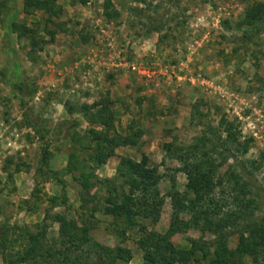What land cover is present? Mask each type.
<instances>
[{"label": "rangeland", "instance_id": "1", "mask_svg": "<svg viewBox=\"0 0 264 264\" xmlns=\"http://www.w3.org/2000/svg\"><path fill=\"white\" fill-rule=\"evenodd\" d=\"M2 2L0 226H26L39 232L46 213L65 216L76 226L82 218L91 220L90 236L103 253L127 248L132 254L129 264L142 263L137 243L143 233L139 227L124 234L119 231L121 222L110 215V197L95 191L82 209L78 172L54 173L64 170L72 155L81 166L89 164V124L82 113H70L68 108L92 107L106 93L112 101L117 131L135 136L116 149L95 174L101 179L117 176L123 159L130 169L142 157L157 167L164 205L155 225L138 219L147 231H168L172 217L169 193L182 194L186 189L180 163L166 154L164 146L189 145L208 128L220 130L222 120L230 123L236 134V149L232 150L238 158L261 163L255 178L264 188V29L253 41L244 43L243 32L236 26L248 3L110 0L106 12L105 0H88L86 5L57 0L62 13L54 23L64 24L66 32H58L54 41L42 45L30 60L28 41L17 36L12 24L29 26L46 41L45 30L54 27L41 13L24 12V0ZM133 7L141 13L131 12ZM157 25L159 30L153 31ZM19 82L24 84L23 94L13 88ZM194 106L203 116L201 120L196 111L192 116ZM244 146L247 149L242 154ZM44 151L49 154L48 161L41 166ZM226 172L239 173L230 159L219 169L222 176ZM52 197L57 198L54 206L49 202ZM47 227L51 243L58 238L59 225L47 220ZM190 239L208 242L211 252L219 247L234 249L237 244V236L220 239L211 230L199 229L173 232L170 242L186 250ZM250 239L257 243L258 231H253ZM4 253L0 247V264H4ZM179 264L206 263L182 260ZM241 264L253 263L246 258Z\"/></svg>", "mask_w": 264, "mask_h": 264}, {"label": "trees", "instance_id": "2", "mask_svg": "<svg viewBox=\"0 0 264 264\" xmlns=\"http://www.w3.org/2000/svg\"><path fill=\"white\" fill-rule=\"evenodd\" d=\"M72 1L80 5L88 3V0ZM134 1L145 4L152 0ZM240 1L248 5L236 26L237 30L243 32L244 43H250L264 29V1ZM110 4V0H105L106 12ZM3 8L4 3L0 0V10ZM23 11L28 14L41 13L54 27L45 30L49 37L46 41L29 26L12 24V30L17 36L28 41V56L34 60L42 50V45L53 42L58 32H66L64 24L54 23V19H59L62 9L57 0H24ZM130 11L141 13L137 7L130 8ZM147 19L154 22L149 17ZM159 28L157 25L152 30L158 31ZM13 88L20 94L25 92L22 82L14 84ZM111 106L109 93H106L92 107L70 105L68 108L70 113H82L89 124L86 132L89 140L87 149L91 150L87 157L89 164L81 166L72 155L67 167L54 173L78 172L76 181L81 188L82 209L94 198L95 191H104L113 203L110 215L115 221L121 222L119 231L124 234L126 230L139 227L143 233L137 243L143 253L141 264H179L182 260L206 264H241L246 258L253 264H264V188L255 178L261 163L242 161L233 152L237 137L232 125L222 120L218 125L220 130L208 128L189 145L170 143L164 146L166 154L180 163L178 169L186 176L187 183L184 193H169L172 217L168 231L160 234L147 231L138 223V219H146L155 225L160 219L164 198L159 191L161 176L157 167L150 166L147 159L142 157L135 168L130 169L123 159L117 169V176L101 179L95 174L99 167L114 156L116 149L135 136L132 133L128 137L117 131L116 116ZM195 111L201 120L203 116L198 114L197 106L193 107V117ZM25 117L30 120L27 112ZM246 149L244 146L241 153H246ZM48 155L44 151L41 166L47 165ZM229 159L234 162L239 173L234 176L226 172L222 176L219 169ZM56 201L55 197L49 199L53 206ZM183 215L188 218H183ZM47 220L59 225L58 238L51 243L46 236ZM92 229L91 220L82 218L80 225L76 226L65 216L50 213H46L39 232L35 233L26 226L1 225L0 247L5 249L2 257L4 264H129L132 259L129 249L116 247L109 254L103 253L99 244L90 236ZM190 229L202 232L211 230L220 239L237 236V244L234 249L219 247L213 252L210 244L203 240L190 239V247L186 250L171 244V233H186ZM253 231H258L257 243L250 239Z\"/></svg>", "mask_w": 264, "mask_h": 264}]
</instances>
